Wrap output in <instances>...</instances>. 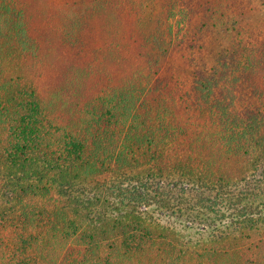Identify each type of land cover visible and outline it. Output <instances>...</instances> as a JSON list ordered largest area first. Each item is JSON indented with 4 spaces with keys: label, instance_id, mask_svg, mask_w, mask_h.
<instances>
[{
    "label": "trees",
    "instance_id": "trees-1",
    "mask_svg": "<svg viewBox=\"0 0 264 264\" xmlns=\"http://www.w3.org/2000/svg\"><path fill=\"white\" fill-rule=\"evenodd\" d=\"M194 3L207 6L206 34L223 32L211 66L189 81L221 129L214 159L177 155L181 127L134 99L133 87L61 125L21 75H1L0 62V264H264V89L248 82L264 72V0H179L178 12ZM206 28L202 20L196 31ZM168 31L196 60L201 36ZM151 41L164 54L173 48ZM247 88L252 101L237 103ZM226 161L235 172L221 170Z\"/></svg>",
    "mask_w": 264,
    "mask_h": 264
},
{
    "label": "rangeland",
    "instance_id": "rangeland-1",
    "mask_svg": "<svg viewBox=\"0 0 264 264\" xmlns=\"http://www.w3.org/2000/svg\"><path fill=\"white\" fill-rule=\"evenodd\" d=\"M177 4L179 0H0V7H10L4 15L0 9L1 37L4 34L0 38L1 75H21L49 106L51 116L64 126L77 124L96 99L122 97L133 87L134 99L140 97L153 110H163L175 129L181 127V152L173 147L177 155L214 159L223 155L221 129L207 108L199 105L189 81L198 69L211 66L223 32L206 34L212 22L207 18L209 13H204L205 4L200 7L194 3L186 16L178 12ZM260 19L257 16L250 24L245 23L257 31ZM202 20L207 28L197 32ZM21 26L24 34L18 36L15 32ZM169 28L172 32H188L197 39L201 36L204 49L196 60H190L188 44L177 41L175 35L172 38ZM234 34L229 44L238 47ZM19 37L24 40L22 50L17 48ZM153 37L164 50L168 43L173 48L164 54L152 45ZM253 44L244 42L242 47L251 50ZM247 57L240 54L242 66L248 62ZM254 73L251 71L248 82L264 89V72L259 76ZM152 83L149 92L141 94ZM237 95L242 98L237 103L252 101L249 88ZM235 167L236 163L226 161L221 170L235 172ZM147 168L145 164L130 173H143Z\"/></svg>",
    "mask_w": 264,
    "mask_h": 264
}]
</instances>
